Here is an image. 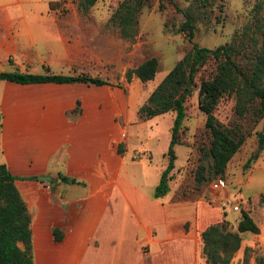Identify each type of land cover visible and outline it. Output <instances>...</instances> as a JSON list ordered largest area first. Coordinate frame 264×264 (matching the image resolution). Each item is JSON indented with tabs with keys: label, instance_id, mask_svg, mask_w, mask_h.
<instances>
[{
	"label": "crops",
	"instance_id": "crops-1",
	"mask_svg": "<svg viewBox=\"0 0 264 264\" xmlns=\"http://www.w3.org/2000/svg\"><path fill=\"white\" fill-rule=\"evenodd\" d=\"M82 22L49 5L0 4V58L23 64V71L14 69L20 72L38 63L45 73L55 64L66 66L68 75L94 76L88 64L74 69L89 61L82 53ZM119 88L0 79V163L15 177L30 214L33 264H171L154 260L165 253L168 259L170 251L196 264L200 232L223 219L199 200H171L169 187L153 198L159 174L144 193L141 179L124 174L128 159L138 158L129 155L127 137L122 140ZM76 101L79 112H73ZM59 175L82 183L63 182ZM148 203L156 213L146 212Z\"/></svg>",
	"mask_w": 264,
	"mask_h": 264
},
{
	"label": "rangeland",
	"instance_id": "rangeland-1",
	"mask_svg": "<svg viewBox=\"0 0 264 264\" xmlns=\"http://www.w3.org/2000/svg\"><path fill=\"white\" fill-rule=\"evenodd\" d=\"M49 1L60 2L53 6L58 9V15L71 17L73 21L82 18V24L79 23L84 29V35L80 38L82 53L89 56V61H78L74 69H86L88 64L94 76L105 79L109 85L121 86L122 111L118 120L122 122V140L127 137L129 155L132 153L133 158H138L134 161L128 159L122 171L126 175L130 173L133 180L141 179L143 193L150 189L151 182L166 163V150L173 139L170 136L173 112L141 120L137 117V108L173 63L190 49L192 42L211 49L227 43L236 45L237 52L233 59L242 69L249 68L259 41L256 18L260 21L264 19V0H172L173 3L169 0H151L137 15L135 36L123 39L111 20L121 0H95L84 14L77 13V0H0V4L16 9L46 8ZM183 11L192 17L193 36L190 40L179 30L184 21ZM150 56L158 61L153 79L140 82L132 77L126 81L124 71ZM17 67L18 70L25 69L19 62H7L0 58V71H13ZM29 70L31 73H45L38 63L31 65ZM213 71L214 62L209 59L200 67L191 95L184 102L185 117L178 130L177 142L172 145L173 169L168 181L171 200H199L206 208L216 207L226 222L225 228L229 230H235L240 211L247 212L257 225L258 233H240L239 249L229 264H264V144H258V134L264 132V115L253 113L238 117L234 112L232 96L224 95L219 99L213 110L215 118L227 127H237L244 141L227 162L223 176L219 177L224 180V190L210 188V183L218 176L199 188L194 186L193 173L199 148L208 146L209 138L204 128V114L196 104L198 77H210ZM49 72L69 73L66 66L58 68L55 64L49 65ZM262 81L264 83V77ZM141 152L150 157L143 156ZM253 155L256 156L254 161L244 168L245 161ZM222 192L224 196H220ZM221 199L238 205L239 209L233 211L227 206L222 210L219 206ZM144 206L147 213H156L154 203ZM199 246L200 252L201 243ZM154 260L171 264L173 261L188 263L187 256L177 251H170L168 259L165 253L163 258ZM196 264H205L200 253L197 254Z\"/></svg>",
	"mask_w": 264,
	"mask_h": 264
},
{
	"label": "trees",
	"instance_id": "trees-1",
	"mask_svg": "<svg viewBox=\"0 0 264 264\" xmlns=\"http://www.w3.org/2000/svg\"><path fill=\"white\" fill-rule=\"evenodd\" d=\"M95 0H77V13L84 14ZM151 0H121L116 5L112 22L119 29L123 39H132L137 31V15L141 8ZM173 3L172 0H169ZM59 1H49L53 7ZM178 10V9H177ZM184 21L180 24L188 40L193 36L192 17L183 11ZM256 29L259 41L251 59L249 68L242 69L233 59L237 52L236 45L223 44L214 48L199 46L192 42L190 49L176 60L149 92L146 100L137 108L138 119L145 120L165 112H173L169 142L166 150V164L159 173L154 187L153 198H159L168 191L170 171L173 169L172 145L177 142L178 130L185 117L184 102L191 95L195 86V78L202 65L209 59L214 62V71L210 77H198L196 104L204 114V128L208 133V146L199 148L198 162L193 173L194 186L199 188L212 178L222 177L225 166L232 155L244 141L242 132L237 127H227L219 122L213 110L224 95L232 96L234 112L238 117L248 114L264 115V19L256 18ZM8 62L10 60L8 59ZM158 61L154 56L147 57L138 65L127 68L123 75L126 81L132 77L140 82L153 79L157 71ZM0 79L18 84L30 83H74L86 85H109L105 79L87 74H53L13 71H0ZM117 87H121L115 84ZM78 101L73 112H79ZM258 144H264V132L258 134ZM117 153H122V144L116 146ZM255 155L249 157L244 168L254 161ZM63 182L82 183L73 178L59 175ZM15 179L5 165L0 163V264H33L31 249V232L29 228L30 214L13 185ZM235 230L226 229V222L207 225L200 232V253L205 264H229L233 254L240 246V233L249 231L258 233V227L247 212L241 210ZM61 232L53 230L55 240L61 239Z\"/></svg>",
	"mask_w": 264,
	"mask_h": 264
},
{
	"label": "built area",
	"instance_id": "built-area-1",
	"mask_svg": "<svg viewBox=\"0 0 264 264\" xmlns=\"http://www.w3.org/2000/svg\"><path fill=\"white\" fill-rule=\"evenodd\" d=\"M224 180L217 177L210 183V188L212 190H220L223 189L224 187ZM219 206L222 210L225 209V207L229 206L231 210L237 211L239 209V206L236 204H231L230 202H227V199H221L219 200Z\"/></svg>",
	"mask_w": 264,
	"mask_h": 264
},
{
	"label": "water",
	"instance_id": "water-1",
	"mask_svg": "<svg viewBox=\"0 0 264 264\" xmlns=\"http://www.w3.org/2000/svg\"><path fill=\"white\" fill-rule=\"evenodd\" d=\"M40 180H44V179H47V177L45 176H42V177H39Z\"/></svg>",
	"mask_w": 264,
	"mask_h": 264
}]
</instances>
